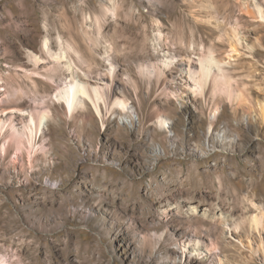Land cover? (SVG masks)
Segmentation results:
<instances>
[{"label":"rangeland","instance_id":"1","mask_svg":"<svg viewBox=\"0 0 264 264\" xmlns=\"http://www.w3.org/2000/svg\"><path fill=\"white\" fill-rule=\"evenodd\" d=\"M250 2L0 0V100L52 110L34 147L0 155V264H264V20L242 13ZM67 40L77 77L113 84L133 112L100 116L86 98L74 118L56 83L26 75L69 78L49 54ZM211 48L249 102L193 92L189 63Z\"/></svg>","mask_w":264,"mask_h":264},{"label":"bare ground","instance_id":"2","mask_svg":"<svg viewBox=\"0 0 264 264\" xmlns=\"http://www.w3.org/2000/svg\"><path fill=\"white\" fill-rule=\"evenodd\" d=\"M241 11L242 13L249 14L254 19L264 20V0H251L250 4H247L246 6L241 8ZM214 19H216L219 22V25H221L219 17H214ZM233 39L234 41L232 42L231 50L232 52H237L238 45L235 43V41L239 44L245 43L244 36L241 35L240 30L235 29ZM60 40H62V38H60ZM257 42L260 43L259 40H257ZM43 46L45 49L49 47L48 38L44 40ZM260 46L263 47V44H261ZM71 48L74 49L78 54V57L81 58L80 50L78 48H75L73 40H67L66 43L61 46L60 51L57 53H53L51 48L49 50V54L57 59V62L59 63V65H61V69L69 71L67 77H69L70 79L67 78L63 82L57 81V79H55L53 73L51 72V69L46 70L47 73L35 71L38 74H35L34 71L27 70L26 75L28 77L36 76L41 79H50L54 83H56L57 91L56 94H54V97L59 102H64L66 104L67 111L72 114L74 118L80 111V108H83V106H85L86 98H89L93 102V106L100 116L104 115L102 103L105 104L106 110L110 109L109 106L111 103H113V105L115 106H121L122 108L127 109L129 112H133V106L129 105L127 99L118 96L115 97V86H113V84L102 85L99 82L92 84L89 81H84L83 79H79L77 77V71L75 73L74 63L71 60L72 57L70 56ZM111 48L112 47H110L107 51L109 54ZM249 48L255 49L256 45H250ZM232 52L228 54V57H232L234 55L232 54ZM32 58L35 66H38L41 63V58L37 55H33ZM223 63V60L216 57L212 48L208 50L206 56L200 55L199 67H197V65L193 66L191 63H189V78L193 81V92H200L202 94H205L206 98L214 99L215 102L218 101V97H220L222 94H226L229 100L234 104L236 102L240 103L243 101L244 103L245 101L249 102V94H247L244 89L242 90L240 89V87H237L235 85L233 76L227 72L225 67L222 65ZM115 68L116 66L114 64H112V66L108 68V75L110 77L114 76ZM139 71L149 78H151V76L153 75V72L149 68V66L142 65L140 66ZM11 77H13V75H9L6 80ZM0 79H2L1 75ZM112 83H114V81H112ZM162 89H165V82L162 83ZM112 96L115 97L114 100L112 99ZM7 103L13 105L5 107L4 105ZM28 103L29 102L27 99L17 104L13 99H8L6 103L4 100H0V137H2L3 141L0 147V155L2 153H6L12 147H17L18 149H20V147H22L21 145L26 141H28V143H30V145L34 147V136H37L38 133L42 131L45 120L51 115L52 110L48 106L40 105V107H34L32 105H29ZM15 108L19 111L25 112V114L28 115L26 120L22 119V127L18 126L15 123L14 118L11 115H6L7 119L3 118V113L6 114L10 109ZM219 114L220 112L218 111V109H216L214 111L215 120L216 118H218ZM215 120L211 121V126H215L218 124ZM164 122H166V120ZM252 222L254 227L260 229V226L263 225V216L258 214L253 215Z\"/></svg>","mask_w":264,"mask_h":264}]
</instances>
